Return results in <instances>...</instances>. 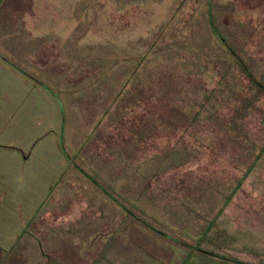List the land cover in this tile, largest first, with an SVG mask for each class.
<instances>
[{"label":"rangeland","instance_id":"rangeland-1","mask_svg":"<svg viewBox=\"0 0 264 264\" xmlns=\"http://www.w3.org/2000/svg\"><path fill=\"white\" fill-rule=\"evenodd\" d=\"M205 1L0 0V264H264V89ZM209 1L264 83V0Z\"/></svg>","mask_w":264,"mask_h":264},{"label":"trees","instance_id":"trees-1","mask_svg":"<svg viewBox=\"0 0 264 264\" xmlns=\"http://www.w3.org/2000/svg\"><path fill=\"white\" fill-rule=\"evenodd\" d=\"M205 19L210 32L212 33L214 38H216V40L219 42L220 47L225 51V57L229 58L231 62H234L237 65L246 80L249 81L253 86H255L256 88L264 89V83H262L252 75L246 63L243 61L242 57L237 53L234 47L227 41L222 32L217 28L214 22V16L211 10L209 0L205 1ZM241 180L242 178L239 180L238 183H240ZM236 262L238 264H251L248 262H242L240 260H237Z\"/></svg>","mask_w":264,"mask_h":264},{"label":"crops","instance_id":"crops-1","mask_svg":"<svg viewBox=\"0 0 264 264\" xmlns=\"http://www.w3.org/2000/svg\"><path fill=\"white\" fill-rule=\"evenodd\" d=\"M5 52L0 51V62L2 63V65L4 64V66H6V68L8 69V71H11L13 73H17V74H23L24 71H31L30 68H24L21 65L17 66L15 65L14 61L11 60V58L7 57V55H4ZM5 56V57H4Z\"/></svg>","mask_w":264,"mask_h":264}]
</instances>
